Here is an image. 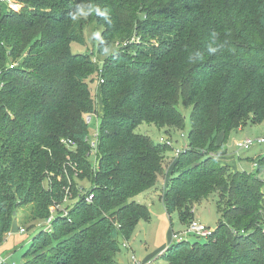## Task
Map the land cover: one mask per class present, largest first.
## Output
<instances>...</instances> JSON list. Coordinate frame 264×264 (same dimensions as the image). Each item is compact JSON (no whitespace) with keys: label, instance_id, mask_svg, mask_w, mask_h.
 Instances as JSON below:
<instances>
[{"label":"trees","instance_id":"obj_1","mask_svg":"<svg viewBox=\"0 0 264 264\" xmlns=\"http://www.w3.org/2000/svg\"><path fill=\"white\" fill-rule=\"evenodd\" d=\"M13 1L23 8L0 2V240L20 208L45 223L21 264H119L121 244L151 220L135 199L159 189L169 154L167 214L188 227L196 205L216 197L220 223L196 236L203 243L171 242L167 264H264V155L236 152L251 173L215 156L233 132L264 123V0ZM90 26L96 52L73 53ZM181 106L191 129L177 154ZM145 123L169 140L137 133ZM67 199L68 213H53Z\"/></svg>","mask_w":264,"mask_h":264},{"label":"rangeland","instance_id":"obj_2","mask_svg":"<svg viewBox=\"0 0 264 264\" xmlns=\"http://www.w3.org/2000/svg\"><path fill=\"white\" fill-rule=\"evenodd\" d=\"M13 8L20 11L23 8V5L17 3ZM96 29L95 26L87 28L85 34L86 45L82 46L73 43V53L91 54L92 52H96L95 47L100 41V31H97ZM93 58L100 64L102 57H99L95 53ZM92 86L94 95L98 96V83H93ZM179 110L186 118V130L185 132L172 134V146L175 151L177 150V154L179 151L183 152L187 147V136L191 129L190 115L192 112L191 108H186L184 106H181ZM100 125L101 117L94 116L92 123L88 126L91 144L96 141V135L99 132ZM136 131L141 135L150 137L155 142H160L162 138L164 140H169L168 138H170L165 130H159L156 126L146 123L139 126ZM258 138H264V123L258 125L248 123L244 129L242 128V130L233 132L230 135L227 151L215 154V156L221 163L230 165L233 170L238 169L246 173L254 172L256 168L254 167L253 162L246 160L241 161L240 157H237L236 144L240 141H245L246 139L256 140ZM239 154H241L239 156L246 155L251 158H258L261 155H264V146L255 145L250 150L243 151ZM168 156L164 175L159 177V189L151 194L143 193L135 199L139 204L145 205L149 208L151 220L149 222L141 221L138 224L132 238L126 244L128 248L125 244H121V252L117 257L119 264H134L133 257L140 262V264H167L163 255L166 254L168 245L172 242L173 233L183 235L187 232L189 225L188 227L181 225L177 214L170 217L167 214L162 199L166 170L173 158L171 154ZM90 161L93 164L95 163V155L90 157ZM170 169L171 165L168 171ZM260 177L264 180V174H261ZM81 185L86 191L90 190L92 187V184L88 181L81 182ZM60 206L59 211L62 214H66L68 213V209L73 205L71 201L67 199ZM54 208H52V210ZM194 212L196 217L194 221L206 225L210 228L209 231L213 233L220 223V214L218 212L216 197H211L207 201L196 205ZM32 214V206L23 207L16 211L15 219L19 223L20 230L23 229L25 233H7L3 236L2 240H0V264H21L23 262V255L29 249L30 242L40 231H42L43 225L45 224L44 221L41 220L33 221ZM188 241L191 244L195 243V241L203 243L205 239L190 235L188 236Z\"/></svg>","mask_w":264,"mask_h":264},{"label":"built area","instance_id":"obj_3","mask_svg":"<svg viewBox=\"0 0 264 264\" xmlns=\"http://www.w3.org/2000/svg\"><path fill=\"white\" fill-rule=\"evenodd\" d=\"M0 2H7L10 4V6L13 8V6H16V2L13 0H0ZM92 120L91 117H88L87 122L90 123ZM97 137L98 134L96 135V141H94L91 145L92 147L95 149L97 146ZM71 144V143H70ZM262 145L264 144V138H258L256 140H252V139H246L245 141H240L236 144L237 148H238V152L240 151H244V150H248L251 147H253L254 145ZM179 154V152H178ZM87 201L90 203L93 201V196H89ZM60 206H57V208H54L52 211L53 213L56 211V209L59 211ZM54 217H51L47 222H46V231L51 232V224L53 221ZM21 233H25V231L22 229L20 230ZM190 235H195V236H200V237H209L210 235H212V232L209 231V229L203 225L200 222L194 221L193 223H191L187 229V232L183 235H179L177 233H173L172 236V242L176 241V240H182V238H188V236ZM133 263L134 264H140V262H138L135 258H133Z\"/></svg>","mask_w":264,"mask_h":264},{"label":"water","instance_id":"obj_4","mask_svg":"<svg viewBox=\"0 0 264 264\" xmlns=\"http://www.w3.org/2000/svg\"><path fill=\"white\" fill-rule=\"evenodd\" d=\"M16 216V213L14 214ZM20 233V226L18 221L15 219L12 224L11 234H18Z\"/></svg>","mask_w":264,"mask_h":264},{"label":"clouds","instance_id":"obj_5","mask_svg":"<svg viewBox=\"0 0 264 264\" xmlns=\"http://www.w3.org/2000/svg\"><path fill=\"white\" fill-rule=\"evenodd\" d=\"M78 11H80L81 9H77ZM101 15H103L104 13H100ZM72 19L75 20L76 19V14L75 13H72ZM216 49H212V51H215Z\"/></svg>","mask_w":264,"mask_h":264},{"label":"crops","instance_id":"obj_6","mask_svg":"<svg viewBox=\"0 0 264 264\" xmlns=\"http://www.w3.org/2000/svg\"><path fill=\"white\" fill-rule=\"evenodd\" d=\"M235 165H236V164H235ZM164 182H165V181H164ZM169 245H170V244H169ZM169 245H168V246H169Z\"/></svg>","mask_w":264,"mask_h":264}]
</instances>
